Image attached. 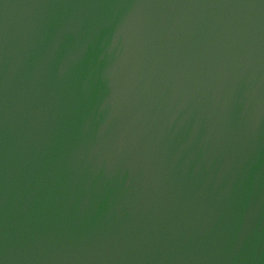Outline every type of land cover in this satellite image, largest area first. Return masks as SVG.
Returning a JSON list of instances; mask_svg holds the SVG:
<instances>
[{
    "label": "water",
    "instance_id": "95a60500",
    "mask_svg": "<svg viewBox=\"0 0 264 264\" xmlns=\"http://www.w3.org/2000/svg\"><path fill=\"white\" fill-rule=\"evenodd\" d=\"M0 264H264V0H0Z\"/></svg>",
    "mask_w": 264,
    "mask_h": 264
}]
</instances>
